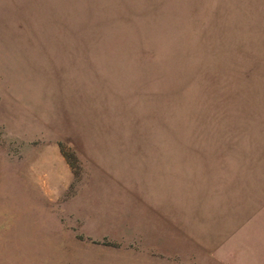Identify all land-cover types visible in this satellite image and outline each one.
I'll use <instances>...</instances> for the list:
<instances>
[{
    "label": "rangeland",
    "instance_id": "1",
    "mask_svg": "<svg viewBox=\"0 0 264 264\" xmlns=\"http://www.w3.org/2000/svg\"><path fill=\"white\" fill-rule=\"evenodd\" d=\"M0 264H264V0H0Z\"/></svg>",
    "mask_w": 264,
    "mask_h": 264
}]
</instances>
